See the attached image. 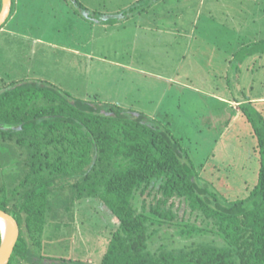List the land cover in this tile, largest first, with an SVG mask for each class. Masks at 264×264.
<instances>
[{
  "label": "rangeland",
  "instance_id": "rangeland-1",
  "mask_svg": "<svg viewBox=\"0 0 264 264\" xmlns=\"http://www.w3.org/2000/svg\"><path fill=\"white\" fill-rule=\"evenodd\" d=\"M16 3L15 19L0 32V90L45 82L75 99L98 96L142 113L182 141L202 186L230 200L247 196L259 160L243 105L251 100L264 118V0ZM149 192L137 201L141 211L144 204L165 207L159 187ZM165 209L175 225L157 231L153 252L223 245L213 233L189 235L192 227L210 226L181 199ZM74 210L70 244L52 241L48 252L68 260L34 264H100L101 238L115 228L113 216L98 200Z\"/></svg>",
  "mask_w": 264,
  "mask_h": 264
},
{
  "label": "trees",
  "instance_id": "trees-1",
  "mask_svg": "<svg viewBox=\"0 0 264 264\" xmlns=\"http://www.w3.org/2000/svg\"><path fill=\"white\" fill-rule=\"evenodd\" d=\"M2 7L0 0V13ZM15 8L13 0L9 20ZM97 100L75 99L45 82L0 90V148L8 151L0 153V209L20 226L9 264L67 261L49 247L70 244L74 209L89 200L102 202L116 225L101 238L100 264H264V118L251 100L243 113L256 142L258 176L244 199L233 200L200 184L197 166L168 126L154 127L144 114L113 103L95 107ZM157 187L163 206L181 199L208 221L210 228L192 227L190 236L213 233L223 245L153 252L157 231L175 225L161 205L137 207Z\"/></svg>",
  "mask_w": 264,
  "mask_h": 264
},
{
  "label": "water",
  "instance_id": "water-1",
  "mask_svg": "<svg viewBox=\"0 0 264 264\" xmlns=\"http://www.w3.org/2000/svg\"><path fill=\"white\" fill-rule=\"evenodd\" d=\"M13 8V0H3V7L0 13V31L9 20ZM1 222H6L9 225V235L4 236ZM0 227L2 231V243L0 246V264H9L15 247L20 238V226L17 220L9 213L0 209Z\"/></svg>",
  "mask_w": 264,
  "mask_h": 264
},
{
  "label": "bare ground",
  "instance_id": "bare-ground-1",
  "mask_svg": "<svg viewBox=\"0 0 264 264\" xmlns=\"http://www.w3.org/2000/svg\"><path fill=\"white\" fill-rule=\"evenodd\" d=\"M5 238L9 235V225L6 222H1Z\"/></svg>",
  "mask_w": 264,
  "mask_h": 264
},
{
  "label": "crops",
  "instance_id": "crops-1",
  "mask_svg": "<svg viewBox=\"0 0 264 264\" xmlns=\"http://www.w3.org/2000/svg\"><path fill=\"white\" fill-rule=\"evenodd\" d=\"M17 2H18V1H17ZM16 4H17V3H16ZM17 13H18V10H16L15 14H14V15L11 17V19H12V18H14V19H15L16 15H17ZM9 21H10V20H9ZM2 30H3V29H2ZM2 30H1V31H2Z\"/></svg>",
  "mask_w": 264,
  "mask_h": 264
}]
</instances>
